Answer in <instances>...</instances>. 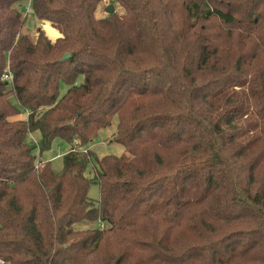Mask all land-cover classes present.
I'll return each instance as SVG.
<instances>
[{"label":"trees","instance_id":"obj_1","mask_svg":"<svg viewBox=\"0 0 264 264\" xmlns=\"http://www.w3.org/2000/svg\"><path fill=\"white\" fill-rule=\"evenodd\" d=\"M21 1L0 0V264H264V0H29L54 41ZM115 116L125 153L90 180ZM55 138L60 172L34 150Z\"/></svg>","mask_w":264,"mask_h":264},{"label":"rangeland","instance_id":"obj_2","mask_svg":"<svg viewBox=\"0 0 264 264\" xmlns=\"http://www.w3.org/2000/svg\"><path fill=\"white\" fill-rule=\"evenodd\" d=\"M104 5L110 4L108 2V0H106L104 3ZM20 6V9L23 10V14L26 15L25 17V21H24V31H26L28 33V35H30L31 38L35 37L36 34V28L38 26H42L43 30L45 31L46 35H50V33H48L49 31V22H45L42 23L41 25L39 24L38 20L36 19L34 12L32 11V8H30L29 6V0H22L20 2V4L18 5V7ZM118 12H120V8L116 9ZM26 13V14H25ZM107 14L106 10L102 7H100L97 12H96V16H105ZM51 25V24H50ZM54 29V28H53ZM53 41V40H52ZM80 81H82V76L80 75L79 77H77V80L75 81V83H80ZM60 89H59V94L62 95L68 88V86L63 83L60 82L59 84ZM11 103L16 104L18 106V104L16 103L15 100L10 99ZM24 115L18 114L15 115V118H20L23 117ZM117 124V116H115L112 121L110 122V125H108L105 128L100 129L97 134V136H95V138L88 144L89 149L92 150L93 152V156H92V161L90 163H88L89 165L87 166V169L85 171V177H87L90 180H93L94 174H95V158H101L105 155H122L125 153L124 147H122L120 144L113 142L112 137L113 134L115 133V127ZM39 139V134L37 132H32L29 133L26 137L27 142L30 145H35L38 142ZM69 143L66 140H62L61 138H55L50 146L48 147V149L44 150L40 155H39V151L37 150V148H34L36 155L38 156V158L42 161V162H47L49 163V165L51 166V168L54 171L60 172L63 169V160H62V156L64 155L65 152H67L69 150ZM87 196H89L91 201H94L96 203V200H98V198L100 197L99 195V185L97 182H91V184L89 185L88 191H87ZM77 237V236H75Z\"/></svg>","mask_w":264,"mask_h":264},{"label":"crops","instance_id":"obj_3","mask_svg":"<svg viewBox=\"0 0 264 264\" xmlns=\"http://www.w3.org/2000/svg\"><path fill=\"white\" fill-rule=\"evenodd\" d=\"M49 26L50 27H49L48 33H50V35H47V37L54 41V40H56L57 37H59V33L55 29H53L50 24H49Z\"/></svg>","mask_w":264,"mask_h":264},{"label":"water","instance_id":"obj_4","mask_svg":"<svg viewBox=\"0 0 264 264\" xmlns=\"http://www.w3.org/2000/svg\"><path fill=\"white\" fill-rule=\"evenodd\" d=\"M106 11L108 13H112V12H114V7L111 4H109V5H107ZM69 57H70V54L69 53H65V54H63L61 60H65V59H67Z\"/></svg>","mask_w":264,"mask_h":264},{"label":"built area","instance_id":"obj_5","mask_svg":"<svg viewBox=\"0 0 264 264\" xmlns=\"http://www.w3.org/2000/svg\"><path fill=\"white\" fill-rule=\"evenodd\" d=\"M2 79L3 80H7V81H10L11 80V74L7 71L5 72L3 75H2ZM1 263V261H0Z\"/></svg>","mask_w":264,"mask_h":264}]
</instances>
